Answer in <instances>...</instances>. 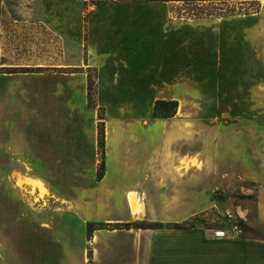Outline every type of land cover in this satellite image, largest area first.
Returning <instances> with one entry per match:
<instances>
[{
    "label": "crops",
    "instance_id": "obj_1",
    "mask_svg": "<svg viewBox=\"0 0 264 264\" xmlns=\"http://www.w3.org/2000/svg\"><path fill=\"white\" fill-rule=\"evenodd\" d=\"M60 3L1 0L11 19L55 32L62 27ZM252 17L244 37L260 57L214 59L206 74L199 68L196 74L198 84H218L216 92H227L223 98L243 100L244 114L253 113L258 96L264 112V0ZM7 67L0 59V166L11 180L13 163H36L37 169L17 177L15 189L5 188L19 199L21 229L0 235V264H264V238L217 235L223 228L187 224L213 203L215 190L238 186L254 193L253 224L264 225V124L235 126L218 143L203 145L196 164L183 144L174 155L165 141L157 154L152 138L133 133L138 140H131L106 128L98 177L97 127L85 107V76ZM73 98L78 106L69 105ZM181 130L183 140L188 128Z\"/></svg>",
    "mask_w": 264,
    "mask_h": 264
},
{
    "label": "rangeland",
    "instance_id": "obj_2",
    "mask_svg": "<svg viewBox=\"0 0 264 264\" xmlns=\"http://www.w3.org/2000/svg\"><path fill=\"white\" fill-rule=\"evenodd\" d=\"M259 3L260 0H61L62 27L55 32L40 24L11 19L0 0V59L13 73L85 76V107L93 114L97 127L98 177L104 166L106 128L126 138L131 135V140H138L133 133H140L141 140L152 138L157 154L163 153L165 141L167 152L174 155H180L183 144L190 161L196 164L203 145L218 143L233 133L235 126L264 124L259 96L253 99V113L244 114V108L240 109L244 107L243 100L223 98L227 92H216L218 84L212 81L196 82L198 68L202 75L206 74L210 69L206 64L214 59L260 57L255 47L249 51L244 37ZM255 72L254 69V76ZM256 75L260 79V74ZM222 85L228 89V84ZM163 101L174 104H160ZM69 105L78 106V98ZM172 110V115H162ZM150 124L154 129L149 132ZM184 126L188 135L182 140ZM36 169V163H13L11 180L10 171L4 164L0 166V235L21 229L16 220L19 199L15 190L9 195L5 188L15 189L21 185L17 177L33 174ZM109 179L114 178L110 175ZM212 199L213 203L194 214L188 223L229 230L238 224L240 235L264 238V225L253 224V192L246 194L237 186L215 190Z\"/></svg>",
    "mask_w": 264,
    "mask_h": 264
},
{
    "label": "built area",
    "instance_id": "obj_3",
    "mask_svg": "<svg viewBox=\"0 0 264 264\" xmlns=\"http://www.w3.org/2000/svg\"><path fill=\"white\" fill-rule=\"evenodd\" d=\"M231 230H232V232H235L238 235H240V233L242 232V229L240 228V226L238 224H233L231 226L230 230H229V228L228 229H226V228L225 229H219V230H216L215 233L217 235H225V234H227L228 231H231Z\"/></svg>",
    "mask_w": 264,
    "mask_h": 264
},
{
    "label": "trees",
    "instance_id": "obj_4",
    "mask_svg": "<svg viewBox=\"0 0 264 264\" xmlns=\"http://www.w3.org/2000/svg\"><path fill=\"white\" fill-rule=\"evenodd\" d=\"M160 104H165V105H167V104H174V103L171 102V101H163V102H160ZM173 112H174V110H172L171 113L168 112L169 114L165 112V113H163L162 115H163V116H170V115L173 114ZM100 144H102V143H101V140H100ZM239 223H240V225L242 226V228H245V227H246V224H245L243 221L240 220ZM187 224H188V225H191L190 223H187ZM175 227H178V226L175 225Z\"/></svg>",
    "mask_w": 264,
    "mask_h": 264
}]
</instances>
